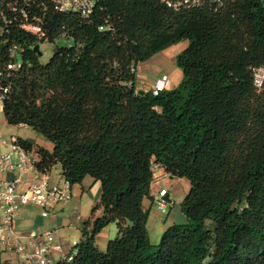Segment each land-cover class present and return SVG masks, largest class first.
Returning a JSON list of instances; mask_svg holds the SVG:
<instances>
[{"label":"trees","instance_id":"16d2710c","mask_svg":"<svg viewBox=\"0 0 264 264\" xmlns=\"http://www.w3.org/2000/svg\"><path fill=\"white\" fill-rule=\"evenodd\" d=\"M32 13L43 40L6 29L0 1L6 121L52 144L17 139L37 154L38 171L60 166L72 186L88 176L101 185L73 261L57 264H264V87L253 80L264 67V0L180 10L165 0H106L89 19L51 7ZM183 41L180 84L139 94L138 66ZM37 44L53 47L47 64ZM153 164L190 183L186 223L158 245L144 207ZM112 223L117 237L101 251L96 236Z\"/></svg>","mask_w":264,"mask_h":264},{"label":"built area","instance_id":"2783aa9c","mask_svg":"<svg viewBox=\"0 0 264 264\" xmlns=\"http://www.w3.org/2000/svg\"><path fill=\"white\" fill-rule=\"evenodd\" d=\"M6 2V18L4 22L6 29L10 25H17L25 32L35 36L38 40L46 37V31L41 23L42 19L35 13L30 14L32 8H42L47 10L51 7L58 13H76L84 19H89L95 9L106 0H0ZM216 9L223 6L224 0H213ZM165 2L176 10L191 9L200 7L203 0H179ZM16 54V50L13 52ZM15 68V66H11ZM254 86L257 90L264 87V67L253 70ZM170 79L163 76L157 81L152 90L154 95L170 87ZM6 87L1 88L0 99H3ZM4 141L0 137V211H3L0 217V247L8 249L17 257L15 264H53V255H62L64 253L62 242L52 231L39 233L31 232L25 237V242L18 238L14 231V221L19 214V207L22 205H36L42 209V217L47 218L53 207L61 202H68L72 199V185L70 182L62 179L60 184L51 186L46 176L47 173H41L35 166V160L31 153L22 148L17 139L13 138L11 147L17 153V161L13 162L11 156L2 151ZM164 169L162 166L153 164L152 170L154 178L158 170ZM12 173L14 178L6 181L2 175ZM37 175V178L25 186L22 182L24 177ZM160 209L165 208V202L160 201ZM76 252L64 256L63 261L71 263ZM61 260V261H62Z\"/></svg>","mask_w":264,"mask_h":264},{"label":"rangeland","instance_id":"374dc122","mask_svg":"<svg viewBox=\"0 0 264 264\" xmlns=\"http://www.w3.org/2000/svg\"><path fill=\"white\" fill-rule=\"evenodd\" d=\"M64 43H68V41L65 40ZM52 49L53 47L48 44L41 46V51L43 53V56L41 57L42 63L47 64L49 62ZM173 65L176 66L175 62ZM168 67H170V65H168ZM181 73L183 78V72ZM11 134L15 137L26 138L34 142L38 140V134L33 129L29 127L20 128L19 126H12L7 123L3 111L2 99H0V137L2 136L3 139L10 141L9 136ZM2 138L1 140H3ZM3 152H5V150H3ZM11 155L13 157V160L15 158L17 159V156L15 157L16 152ZM31 157L34 159V155L31 154ZM60 170V166H55L49 172H47L46 176L51 186L60 184L61 181L58 179V173L60 172ZM155 175L157 179L156 182H158V180H160L161 178L174 179L171 186L167 190L165 187L162 188L159 197V199L162 201V197L168 193L170 194L171 203H165L166 208L163 209H160L158 205H155L152 209V215H150L149 213V237L153 245H158L161 241L163 233L166 231L165 230L162 233V231L160 232V230L158 229L159 221L161 220V218L162 220H165L168 216V221L173 219L172 221L174 224L186 223V217L182 212L181 203L185 198L187 192L189 191L190 183L186 179L173 178L171 175L162 172L161 169L158 170ZM94 184V179L88 176L84 179L81 185H73L74 190L72 189V199L68 202H61L56 204L49 212V216L47 217V224L44 227V231H52L53 233H55L58 239L62 242L64 251L62 255H53L51 257L53 264H57L63 259L64 256L70 255L71 253L75 252V244L78 243L82 238L81 227L84 221L90 217L92 208L100 200L101 185L99 182H96V190L94 188ZM27 206H31L29 209H33V214H42V211L39 207L36 208L35 205L33 206L31 204ZM37 229L38 228L36 226L30 225L29 227L24 228L23 231H31ZM116 237L117 226L115 223H112L96 236V245L101 251H105L107 249L109 240H114L116 239ZM22 242H25V240H22Z\"/></svg>","mask_w":264,"mask_h":264},{"label":"crops","instance_id":"0c3cea01","mask_svg":"<svg viewBox=\"0 0 264 264\" xmlns=\"http://www.w3.org/2000/svg\"><path fill=\"white\" fill-rule=\"evenodd\" d=\"M188 47V41H183L177 45H174L167 50L160 52L159 54L152 57L150 60L140 64L137 68V80H136V89L137 91H144L150 92L155 88V85L158 80H160L163 76H168L170 79V87L168 88L173 89L177 87L180 82L182 81V71L177 67L174 66V62L176 64V58L177 56L186 48ZM170 65V67H168ZM19 127H26L23 125H19ZM10 141L3 139L4 145H2V151L5 150L4 153H7L11 156L12 160L13 157L11 154H14V151L11 147L12 139H18V137H15L14 135H10ZM25 140H28L26 138H22ZM31 141V140H30ZM34 142V141H33ZM37 145L43 146L49 150H52L53 146L49 142L45 141L42 137L38 135V140L35 142ZM34 155V160H37V154L35 152L31 153ZM17 156V153L15 157ZM17 159L15 158L13 162H16ZM162 172H165L164 169L161 170ZM61 170L58 173V179L62 181V178L60 176ZM166 173V172H165ZM2 178L6 181H11L14 178V175L12 173H6L2 175ZM37 178V175H30L28 177H24L23 179V186H25L27 183L35 180ZM170 178V177H169ZM157 180V179H156ZM154 181V184L152 186V199L151 200H145L144 201V207L145 209L149 210L150 215H152V209L155 205H158L160 203V191L163 187L166 188V190L171 186L172 181L174 179H163L161 178L158 180V182ZM95 181V180H94ZM96 184V181H95ZM94 184V188L96 189V185ZM81 185V184H79ZM74 186L72 187V189ZM74 190V189H73ZM97 190V189H96ZM96 193V192H95ZM188 193V192H187ZM96 197V194H95ZM101 197V195H100ZM170 198V194H169ZM100 201V200H99ZM98 203V202H97ZM96 203V204H97ZM95 204V205H96ZM32 205V204H31ZM34 206V205H33ZM36 206V205H35ZM31 206L22 205L19 207V214L17 218L14 221V231L18 238L25 240V237H27L31 232L37 231L39 233H43L44 227L47 224V218L42 217V214L36 213L33 214V209H29ZM35 208V207H34ZM38 208V206H36ZM40 208V207H39ZM166 208V205H165ZM41 209V208H40ZM42 211V209H41ZM3 211H0V217L2 215ZM151 217V216H150ZM173 220V219H172ZM168 221V216L165 220L159 221V230L162 233L167 230L170 226H172L174 223L173 221ZM30 225L36 226L37 230H28L23 231L24 228L29 227ZM16 226V228H15ZM150 222L148 221V231H149ZM17 262V257L14 253L10 252L8 249H5L3 247H0V264H15Z\"/></svg>","mask_w":264,"mask_h":264},{"label":"water","instance_id":"95a60500","mask_svg":"<svg viewBox=\"0 0 264 264\" xmlns=\"http://www.w3.org/2000/svg\"><path fill=\"white\" fill-rule=\"evenodd\" d=\"M34 52L41 58L43 56V53L41 51V46L39 44L35 45L34 47ZM139 94H144V91H138ZM162 201H164L165 203H171V200L169 198V194H165L162 197Z\"/></svg>","mask_w":264,"mask_h":264}]
</instances>
